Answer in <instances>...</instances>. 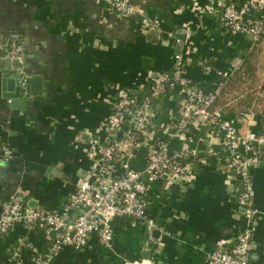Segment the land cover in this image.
Returning <instances> with one entry per match:
<instances>
[{
	"label": "crops",
	"instance_id": "obj_1",
	"mask_svg": "<svg viewBox=\"0 0 264 264\" xmlns=\"http://www.w3.org/2000/svg\"><path fill=\"white\" fill-rule=\"evenodd\" d=\"M127 1L137 11L128 19L113 14L102 0H0V41L16 37L25 73L41 81V94L28 95L21 109L0 102V147L11 152L8 161H0V204L19 195L28 208L58 210L92 170L93 147L117 89L145 84L168 70L177 53L183 75L208 89L224 80L204 79L197 60L205 58L223 72L249 51L247 40L219 33L209 14L217 0ZM148 23L174 37L182 34L180 47L164 44L163 35H149ZM232 104L227 100L225 107ZM170 105L166 102L165 109ZM254 120L239 125V133L252 130ZM168 144L173 151H195L197 161L193 175L170 185L162 204L149 212L161 223L157 241L149 244L142 227L118 219L112 222L108 249L92 237L82 251L64 249L51 264H204L241 224L236 206L227 200L225 176L213 162L227 150L218 140L205 145L195 136ZM259 156L251 170L254 264H264V150ZM140 160L138 154L134 168H141ZM22 236L33 249H44L42 236L26 235L15 225L0 238V264Z\"/></svg>",
	"mask_w": 264,
	"mask_h": 264
},
{
	"label": "built area",
	"instance_id": "obj_2",
	"mask_svg": "<svg viewBox=\"0 0 264 264\" xmlns=\"http://www.w3.org/2000/svg\"><path fill=\"white\" fill-rule=\"evenodd\" d=\"M102 2L118 17L128 19L137 13L127 0ZM209 14L217 17L222 36L247 40L248 50L264 40V0H217ZM147 30L163 35L164 44L180 47L173 34L159 30L156 24L148 23ZM0 44L4 57L14 64L17 87L23 92L28 78L23 47L16 37ZM172 60L168 70L156 73L145 84L113 93L102 133L93 147L92 170L58 210L28 208L19 195H11L0 204V238L19 225L26 235L37 233L44 241V249L37 251L25 236L17 237L4 264H51L64 249L82 251L92 237L99 247L108 249L113 238L112 222L118 219L142 227L145 240L154 244L157 239L153 233L160 234V229L155 214L149 212L154 204H162V195L170 185L193 175L192 162L197 161L195 151H173L168 141L192 136L205 145L218 140L226 148L227 154L213 161L214 167L225 176L227 200L241 217L237 230L206 255L204 264H254L251 170L264 150V107L261 112L247 109L239 115V125L257 117L254 128L240 134L219 110L211 109L224 82L205 89L183 75L178 53ZM197 66L204 79L214 75L225 81L238 69L239 62H231L223 72L205 58L197 60ZM173 99L177 100L176 110L167 109L166 118L161 119L160 110ZM138 154L140 169L134 168ZM10 158L9 148L1 146L0 161Z\"/></svg>",
	"mask_w": 264,
	"mask_h": 264
},
{
	"label": "trees",
	"instance_id": "obj_3",
	"mask_svg": "<svg viewBox=\"0 0 264 264\" xmlns=\"http://www.w3.org/2000/svg\"><path fill=\"white\" fill-rule=\"evenodd\" d=\"M212 18L218 25L217 17L212 16ZM260 44H261V41L254 43L252 45V47L250 48V50L243 54V57H242V60L238 66V69L236 71H233L230 75L227 76L224 83L219 87L218 94L215 97V99L211 105V109L219 110L222 114V118L224 120L231 121L236 128H238V126H239V124L237 123L238 119L240 118L239 113L243 112V110H245V108L249 105V102L252 99L251 98L252 94H250L248 97H246L247 98L246 100L245 99L239 100L238 97L231 96L230 93L234 92L235 90L240 89L242 83L238 84L236 82L239 80V78L241 79V77L243 75H246L249 77H252L254 75V73H255L254 60L256 61V59L254 57L255 55H253L251 52L255 48H259ZM259 89H260V92L262 95L261 99L255 100V102H252V104H254L255 107H257V108L254 110L252 108H250L254 112H261V110L264 107V81L262 83H260ZM227 100L228 101L231 100L232 103L234 101H237L238 103H233L231 106L225 107ZM176 107H177V100L173 99L171 102V105H170V109L172 111H175ZM166 111H167V109H165V108H162L160 110L161 119H163V120L166 118V116H165Z\"/></svg>",
	"mask_w": 264,
	"mask_h": 264
},
{
	"label": "water",
	"instance_id": "obj_4",
	"mask_svg": "<svg viewBox=\"0 0 264 264\" xmlns=\"http://www.w3.org/2000/svg\"><path fill=\"white\" fill-rule=\"evenodd\" d=\"M174 38L181 41L182 34H176ZM154 39L156 40V35H154ZM175 48L178 49V44H175ZM40 86V78L38 76H30L25 80L23 92L18 89L17 78L14 75V64L4 57V51L0 44V102H4L5 106L9 109H21L28 95L41 94ZM34 88H36V91H33ZM156 225L160 227L161 223ZM153 237L154 239H158L159 233L155 231Z\"/></svg>",
	"mask_w": 264,
	"mask_h": 264
},
{
	"label": "rangeland",
	"instance_id": "obj_5",
	"mask_svg": "<svg viewBox=\"0 0 264 264\" xmlns=\"http://www.w3.org/2000/svg\"><path fill=\"white\" fill-rule=\"evenodd\" d=\"M251 53L255 55L254 57L256 59V61L254 60V68H255L254 75L252 77L243 75L241 79L239 78V80L236 81L238 84L242 83L240 89L230 93L231 96L238 97L239 100L242 99L246 100L247 99L246 97L252 94L251 96L252 99L249 102V105L245 108V110L250 108H252L253 110L256 109L257 107H255V105L252 104V102H255V100H259L262 97L259 89V85L264 81V40L261 41L259 48H255ZM233 103H238V102L234 101ZM252 109L251 111H253Z\"/></svg>",
	"mask_w": 264,
	"mask_h": 264
}]
</instances>
